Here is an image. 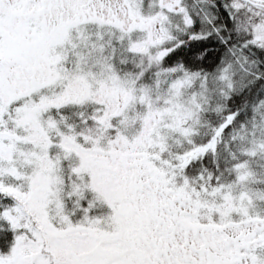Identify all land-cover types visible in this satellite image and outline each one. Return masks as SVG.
<instances>
[{
    "label": "snow or ice",
    "instance_id": "1",
    "mask_svg": "<svg viewBox=\"0 0 264 264\" xmlns=\"http://www.w3.org/2000/svg\"><path fill=\"white\" fill-rule=\"evenodd\" d=\"M0 264H264V0H0Z\"/></svg>",
    "mask_w": 264,
    "mask_h": 264
}]
</instances>
